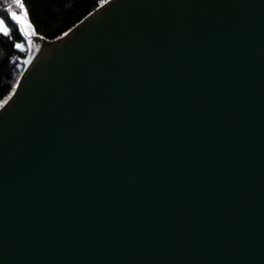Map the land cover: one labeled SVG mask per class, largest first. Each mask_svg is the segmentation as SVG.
Wrapping results in <instances>:
<instances>
[{"label": "water", "instance_id": "95a60500", "mask_svg": "<svg viewBox=\"0 0 264 264\" xmlns=\"http://www.w3.org/2000/svg\"><path fill=\"white\" fill-rule=\"evenodd\" d=\"M37 36L0 107V264H264V0Z\"/></svg>", "mask_w": 264, "mask_h": 264}, {"label": "trees", "instance_id": "16d2710c", "mask_svg": "<svg viewBox=\"0 0 264 264\" xmlns=\"http://www.w3.org/2000/svg\"><path fill=\"white\" fill-rule=\"evenodd\" d=\"M104 0H22L31 29L40 36L53 39L75 25ZM15 10V9H14ZM0 19L10 28V35L0 33V102L20 77L27 53L15 47L25 43L22 25L9 15L7 0H0Z\"/></svg>", "mask_w": 264, "mask_h": 264}, {"label": "snow or ice", "instance_id": "6c2138e0", "mask_svg": "<svg viewBox=\"0 0 264 264\" xmlns=\"http://www.w3.org/2000/svg\"><path fill=\"white\" fill-rule=\"evenodd\" d=\"M7 8L9 15L17 21L21 20L24 16L27 15V10L22 0H7ZM28 26L32 27L30 23ZM0 33H3L5 36L10 35V28L6 24L4 19H0ZM66 34L67 33H65V35ZM29 35H31V33H29ZM28 44L29 46H31L32 44L31 39L28 40ZM15 47L19 49L22 47V44L16 43ZM17 83H19V81H17ZM13 91H15V85H13ZM0 107H3L2 103H0Z\"/></svg>", "mask_w": 264, "mask_h": 264}, {"label": "rangeland", "instance_id": "374dc122", "mask_svg": "<svg viewBox=\"0 0 264 264\" xmlns=\"http://www.w3.org/2000/svg\"><path fill=\"white\" fill-rule=\"evenodd\" d=\"M104 1H106V0H104ZM103 1V2H104ZM102 2V3H103ZM101 4V3H100ZM21 25H22V28H23V30H24V33H25V36H26V42L25 43H21L22 44V47L21 48H19L20 50H22L23 52H25V53H27V58H26V62H25V65L26 64H28V62H29V59H28V54H29V44H28V40L30 39V37L34 34V35H37L32 29H31V27H29L28 25V21H27V18H26V16H24L21 20H19L18 21ZM29 33H31V35H29ZM41 38V37H40ZM42 40H44V41H47V40H45V39H43L42 38ZM48 42V41H47ZM25 67V66H24ZM19 79V78H18ZM17 84V81H16V83L14 84V85H16ZM12 91H13V87H12V89L10 90V92L6 95V97L5 98H3L2 100H1V102L0 103H2V104H4V102L6 101V99L11 95V93H12Z\"/></svg>", "mask_w": 264, "mask_h": 264}, {"label": "bare ground", "instance_id": "6f19581e", "mask_svg": "<svg viewBox=\"0 0 264 264\" xmlns=\"http://www.w3.org/2000/svg\"><path fill=\"white\" fill-rule=\"evenodd\" d=\"M108 3H109V2H106V4H104V5H107ZM104 5H103V6H104ZM33 35H34V34H33ZM33 35H32V36H33ZM32 36H31V37H32ZM35 36H36L38 39L42 40V38H40L39 36H37V35H35ZM31 37H30V38H31ZM43 41H44V40H43ZM48 42H49V41H48ZM30 64H31V62H30V60H29V62H28V67L30 66Z\"/></svg>", "mask_w": 264, "mask_h": 264}]
</instances>
